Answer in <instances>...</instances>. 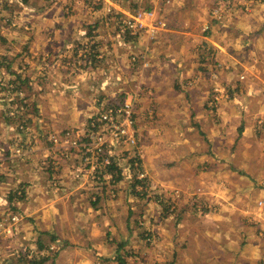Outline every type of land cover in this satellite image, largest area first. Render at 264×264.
<instances>
[{"label":"rangeland","instance_id":"374dc122","mask_svg":"<svg viewBox=\"0 0 264 264\" xmlns=\"http://www.w3.org/2000/svg\"><path fill=\"white\" fill-rule=\"evenodd\" d=\"M25 1L0 0V70L3 67L9 70L8 63L13 59V70L18 67L23 72L35 70L36 75H26L31 74V80L40 88L44 78H49L45 84L48 90L52 84V36L69 34L64 26L71 21H77L79 26L99 20L95 9L108 1ZM119 1L135 10L134 15L143 13L142 21L146 13H151L153 20L160 22L159 12L153 10L158 0H110ZM260 1L245 0L243 4L240 0H215L212 5L210 2L198 33L213 35L232 14L236 13L240 20L241 14L248 13ZM215 10L219 13L215 14ZM129 16H118L121 24L117 35L120 39L135 38L137 53L129 59L136 65L129 64V69L136 72L140 61L141 75L137 71L138 79H129L131 94L123 91L116 96L113 91L108 95L102 91L101 95L97 94L93 113L82 126L47 135V141L58 148L57 157L72 163L70 173L77 186L72 193L75 200L52 201L51 192L48 199L38 204L46 206L44 216H32L23 210L30 205V196L26 201V184L17 182L18 187L9 193L14 199L5 198L0 205V222L14 214L20 215L21 222L10 235L3 234L1 228L0 264H36L46 259L43 264H53L52 260L58 259L56 254L63 253L69 244H78L74 264L79 261L83 264H264V126L258 131H246L243 127V116L253 115L256 104L264 105L261 101L264 87L257 84L258 71L251 74L239 63L232 65L225 55L217 56L214 49L206 48L205 53L211 52L209 61L203 59V52L195 54L197 77L181 80L170 74L161 76L162 82L153 81L147 70L143 73L147 62L140 57L144 55H140L143 47L136 40L148 28L144 21L143 29L136 34L124 28L131 19ZM160 26L157 30L166 28L161 23ZM220 33L224 38L235 32L224 28ZM241 37L238 34L235 39ZM121 47L129 53L123 44ZM8 70L7 74L3 69L0 71V81L14 80ZM140 76L146 78L145 83L140 82ZM197 81L200 90L193 91ZM241 84L244 87L239 88ZM5 86L7 93L11 87ZM144 95L145 99L136 101L135 98ZM127 98L135 104V143L122 144L113 140L108 126L95 124H99L100 113L116 108ZM43 101L44 108L50 106L49 99ZM242 102L245 105L241 108ZM11 107L1 110L0 106V146L5 144L2 141H9L13 148L15 137L10 139L8 134L29 133L31 127L26 124L23 101L12 103ZM30 109L34 114L40 112L37 106ZM55 109L52 106V112ZM92 122L97 132L109 134L102 147L105 155L100 158L95 154L88 156L79 148L66 149L63 144L73 142L66 137L68 131L82 147L89 140L91 149H95L93 141L97 140L90 133ZM232 147L234 152L228 151ZM31 152L33 148L28 145L13 151L15 155L21 154L17 156L20 163L27 161ZM105 161L114 162L119 169L104 175L108 165ZM47 163L44 166L49 169ZM86 243H89L87 248L82 245ZM60 261L61 258L59 264Z\"/></svg>","mask_w":264,"mask_h":264},{"label":"crops","instance_id":"0c3cea01","mask_svg":"<svg viewBox=\"0 0 264 264\" xmlns=\"http://www.w3.org/2000/svg\"><path fill=\"white\" fill-rule=\"evenodd\" d=\"M107 1L108 3L104 2L103 5H98L95 9V14L98 15L99 20L80 23L79 26L77 21L69 20L71 21L70 24L64 26L65 31H69V34H55L52 36V84L48 90L45 88V84L49 78H44L41 84L42 88H40V85L31 80V74L26 75L28 73L36 75L34 69L29 70V72L19 71V67L18 70H13V59L5 56L12 59L8 63L10 71L6 67L2 69L6 74L8 70L14 80L5 83L3 80V88L0 87V97L4 98H0L1 110L2 108L13 109L11 107L12 103L23 101L26 108V124L31 129L29 128V133L18 132L13 136L10 133L8 134L7 137L10 139L15 137L12 141L15 145L13 148L11 147L12 143L9 141H2L7 146L5 148L4 145L0 146L2 156V159H0V174L6 175H0V205L5 198L10 200L12 194L9 195V193L18 187L17 182L26 184L25 188L28 190L26 201L29 200L30 196V205L28 208L24 206L23 210L32 216H44L46 206L39 207L38 204H42L46 198L48 199L51 192L52 201L68 203L71 199L75 200L72 193L77 190V186H75L76 181L72 179L70 173L72 163L61 157L59 158V156L57 157L58 148L53 147V144L47 141V135L82 126L93 113L92 111L97 102V94L101 95V91L107 95L113 91L114 96L122 91L131 94L129 92L133 88L131 87L132 84L129 83V79L130 81L131 78L138 79L137 71L140 72L138 75H141L140 61L137 63V67L139 65L140 67L136 72L133 71L134 73H132L129 69V64L133 67L136 65L131 63L129 59L130 55L137 53L134 48L135 38L134 40L129 37L120 39L117 35L121 24V21L118 22L120 19L118 16H132L135 10L130 9L131 7L129 8L120 1ZM214 1L158 0L153 10L156 13L159 12L160 22L156 23L152 17L146 23L148 25L154 23L158 29L161 27L160 23H162L166 28L156 32L145 31L143 35L136 39L139 47L141 45L143 47V52H140V55L141 53H144V55L140 57L143 56L147 62L143 66L144 74L147 70L148 75L153 76V81L156 82H162L161 76L170 74L181 77V80L183 78L187 80L193 76L197 77L198 60H196L197 56L195 54L203 52V59L209 61V53L211 52L205 53V49L208 48V50L214 49L217 56L225 55V58L228 59L227 62L232 65H236V62L239 63L251 74L257 70V75H260L257 84L264 87V63H261L264 61V0L255 3L253 8L248 10V13L241 14L240 20L237 19L236 13L232 14L229 21L219 27L213 35L198 33L205 19L207 9L210 8L209 4L211 2L212 5ZM244 1L240 0V3L244 4ZM153 10L150 11L153 12ZM68 11H72V9L68 8ZM108 13H110V16ZM223 27L228 28L233 33L235 32L234 35L221 37L220 31L224 29ZM112 28L115 29L113 32ZM89 29H93V31L90 33L88 32ZM239 29L244 32L239 31ZM238 34H242L243 37L235 39ZM122 44L128 50V54L125 49H121ZM204 44L207 46L204 47V50H201L200 48ZM135 47L138 48L136 44ZM30 57L34 58L35 56L30 54ZM19 58L21 59L23 56L19 54ZM30 63L33 65L32 62ZM140 77V82L145 83L146 78ZM5 84H9L8 87H11V90L7 93L4 90L7 87ZM194 85L196 88L193 91L200 90L198 81ZM242 87H244L243 84L239 88ZM26 89L33 93H28ZM230 91L232 95H235L232 89ZM135 92L137 91L135 90ZM48 99L50 100V106L44 108L42 102ZM135 99L141 101L145 99V95L143 98L140 96L139 99ZM262 100L264 101V98H261ZM243 105H245V102L240 104L241 108ZM31 106H37V111L39 112L40 108V112L34 114L30 109ZM52 106L56 108L54 112H52ZM98 106L100 105L98 104ZM255 107L256 110L253 111L254 113L252 112L253 115L250 114V117L243 116L245 120L243 127L246 131H258L264 126V105L256 104ZM6 118L9 117L6 116ZM4 120L6 119L4 118ZM243 127L240 129L241 132ZM243 138L245 137L243 136ZM243 138H241V141ZM27 145L33 148V152L27 156L29 157L27 161L22 160L20 163L17 158L18 155H15L13 151L19 150V147L23 146L27 148ZM228 151L234 152V148L232 147ZM18 157H21L20 153ZM49 158L52 161H49ZM45 161L50 164L49 169L44 166L46 165ZM53 184L59 185V187L57 186L56 189ZM43 191H45L44 194H42ZM25 203L24 201V205H26ZM77 245L69 244L67 248H63L65 249L63 253L56 254L58 259L52 260L53 264H59L60 258V264L61 262L69 264L74 260L73 256ZM82 245L86 248L89 247V243ZM86 248L83 250L85 251ZM45 261L48 260L46 259L37 264H43ZM76 261L77 259L73 261V264ZM89 262H91L90 258ZM79 264H83V262L79 261Z\"/></svg>","mask_w":264,"mask_h":264},{"label":"built area","instance_id":"2783aa9c","mask_svg":"<svg viewBox=\"0 0 264 264\" xmlns=\"http://www.w3.org/2000/svg\"><path fill=\"white\" fill-rule=\"evenodd\" d=\"M214 13L215 14L219 13V10H215ZM142 15L143 13H140L139 15L137 14V15L129 16V18L131 19L130 21L126 23V26H124V28L126 27L128 30L136 34L138 30L143 29V25H144L143 21H144L149 31L151 30L153 32H156L157 26H155L154 23L149 24V25L146 23V21L149 18H152L151 13H146L143 21L140 18ZM162 25L164 26V24ZM145 29L146 28H144V30ZM148 29H146V31ZM214 77L216 76L214 75ZM134 105L135 104L132 101V99L127 98L123 100L120 104H118L116 108L113 107V108L106 110L103 113H100L99 116L97 117V121L99 124H95L94 122L91 123V127H92V128L90 127L91 128V131H90L91 138H94V139L96 138L97 140V141H93L95 143L93 145L95 149H91L92 144H89L90 142L89 140H86L87 144H85V146L82 147L80 142H77L76 140L72 138L71 135L73 133L71 131H68L65 134H66V137L71 138L73 142L67 143V144L65 143L63 145L67 146L65 148L68 150L72 148H79V149H82V151L85 152L88 156H92L93 154H95L97 157L101 158L103 155H105L102 147H103V144L107 142L106 139L109 138V136L107 137V135L109 134L107 131L97 132L98 130L96 129L95 126H93L94 124L97 126H102V127L108 126L111 132V136L114 137L113 140L120 141V143L122 144H127L129 142L135 143V140H133V137L135 136V133H134L135 129L133 126L134 125V121H133ZM105 163H108V161H105ZM21 198L23 199L24 196L22 195ZM20 222H21V218L19 214L10 215L8 216V218H4L3 221L0 222V230L3 227L2 233L3 234L7 233V235H10L13 232L14 228H16ZM7 224L9 225V227H7Z\"/></svg>","mask_w":264,"mask_h":264},{"label":"trees","instance_id":"16d2710c","mask_svg":"<svg viewBox=\"0 0 264 264\" xmlns=\"http://www.w3.org/2000/svg\"><path fill=\"white\" fill-rule=\"evenodd\" d=\"M24 2H26V1L24 0ZM2 84H3V80L0 81V87L2 86ZM1 88H3V86ZM132 167L133 166L131 165V168ZM115 169H119V168L117 167V165L114 162H111V164H108L107 166H105L103 173H104V175L115 173L116 172ZM10 199L12 200V197H10Z\"/></svg>","mask_w":264,"mask_h":264}]
</instances>
